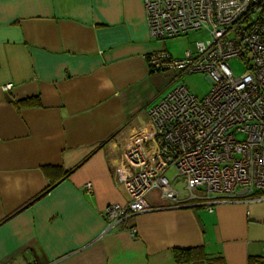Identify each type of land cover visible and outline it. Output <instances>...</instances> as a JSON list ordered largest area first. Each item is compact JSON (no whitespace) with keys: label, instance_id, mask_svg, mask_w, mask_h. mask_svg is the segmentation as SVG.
Masks as SVG:
<instances>
[{"label":"crops","instance_id":"0c3cea01","mask_svg":"<svg viewBox=\"0 0 264 264\" xmlns=\"http://www.w3.org/2000/svg\"><path fill=\"white\" fill-rule=\"evenodd\" d=\"M156 44L142 0H0V264H188L172 249L192 247L203 264L264 262L260 190L211 211L154 191L136 237L106 229L103 208L127 198L114 169L180 78L150 71Z\"/></svg>","mask_w":264,"mask_h":264},{"label":"built area","instance_id":"2783aa9c","mask_svg":"<svg viewBox=\"0 0 264 264\" xmlns=\"http://www.w3.org/2000/svg\"><path fill=\"white\" fill-rule=\"evenodd\" d=\"M142 3L149 39L198 30L207 36L182 57L149 51V69L174 73V79L204 73L210 88L196 96L184 83L175 85L148 111L153 126L148 143L124 150L114 180L126 201L107 204L101 215L107 230L119 227L131 237L136 228L128 222L150 209L146 196L151 192L172 202H182L184 193L183 201L211 211L244 187L247 193L264 191V0ZM231 58L243 60L245 71L234 75ZM84 188L91 191L92 184L86 182Z\"/></svg>","mask_w":264,"mask_h":264},{"label":"rangeland","instance_id":"374dc122","mask_svg":"<svg viewBox=\"0 0 264 264\" xmlns=\"http://www.w3.org/2000/svg\"><path fill=\"white\" fill-rule=\"evenodd\" d=\"M206 34L203 31H193L185 35L168 38L165 40H156L155 50H165L173 57H182L185 50L193 48L194 42L199 39H206ZM228 65L234 75H239L245 71L243 60L239 58H231L228 60ZM178 83H184L188 89L196 96L204 95L210 88V82L204 73L184 74L171 85H169L162 95L169 89L173 88ZM173 170H169L167 175L171 177Z\"/></svg>","mask_w":264,"mask_h":264},{"label":"trees","instance_id":"16d2710c","mask_svg":"<svg viewBox=\"0 0 264 264\" xmlns=\"http://www.w3.org/2000/svg\"><path fill=\"white\" fill-rule=\"evenodd\" d=\"M152 71V70H150ZM22 99L19 101V104L22 105H36L39 103L38 98ZM172 255L176 263H188V264H203L207 257L201 247H192V248H173ZM221 257H219L220 259ZM252 258H248L247 264H253ZM258 264H264V262H259Z\"/></svg>","mask_w":264,"mask_h":264},{"label":"water","instance_id":"95a60500","mask_svg":"<svg viewBox=\"0 0 264 264\" xmlns=\"http://www.w3.org/2000/svg\"><path fill=\"white\" fill-rule=\"evenodd\" d=\"M247 192H248V188H247V187H244V188L238 190V191H237V194H238V195H244V194H246Z\"/></svg>","mask_w":264,"mask_h":264}]
</instances>
